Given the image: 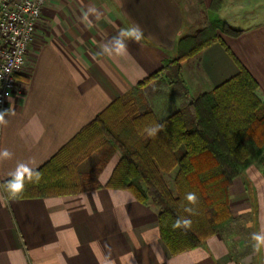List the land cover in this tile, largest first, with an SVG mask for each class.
<instances>
[{
    "label": "crops",
    "instance_id": "crops-1",
    "mask_svg": "<svg viewBox=\"0 0 264 264\" xmlns=\"http://www.w3.org/2000/svg\"><path fill=\"white\" fill-rule=\"evenodd\" d=\"M211 1H48L10 109L0 111L6 122L0 123V264H264V241L254 238L264 236L260 164L230 187L233 223L178 254L161 237L156 206L129 189L105 186L118 154L99 175L103 186L89 191L17 198L3 187L41 167L115 99L176 57L182 37L211 21L242 30L222 37L264 98V0H225L214 14ZM137 25L139 41L131 32ZM187 61L183 86L165 71L145 88L159 119L240 71L219 41ZM166 75L172 82L164 83Z\"/></svg>",
    "mask_w": 264,
    "mask_h": 264
},
{
    "label": "trees",
    "instance_id": "trees-1",
    "mask_svg": "<svg viewBox=\"0 0 264 264\" xmlns=\"http://www.w3.org/2000/svg\"><path fill=\"white\" fill-rule=\"evenodd\" d=\"M224 2L212 0L209 12L217 13ZM241 33L227 22L211 21L182 37L176 57L115 99L41 167L4 180L6 193L34 198L92 190L103 186L99 175L118 154L105 186L129 189L140 201L156 206L161 237L173 254L204 244L235 219L230 194L234 179L255 163L264 173L260 85L222 37ZM218 41L240 71L192 98L186 108L159 119L145 88L165 71L183 86L182 63ZM158 124L164 128L149 135ZM189 193L197 197L195 203L188 201ZM177 220L190 225L174 228Z\"/></svg>",
    "mask_w": 264,
    "mask_h": 264
},
{
    "label": "built area",
    "instance_id": "built-area-1",
    "mask_svg": "<svg viewBox=\"0 0 264 264\" xmlns=\"http://www.w3.org/2000/svg\"><path fill=\"white\" fill-rule=\"evenodd\" d=\"M49 0H0V111L25 72L28 53Z\"/></svg>",
    "mask_w": 264,
    "mask_h": 264
},
{
    "label": "clouds",
    "instance_id": "clouds-1",
    "mask_svg": "<svg viewBox=\"0 0 264 264\" xmlns=\"http://www.w3.org/2000/svg\"><path fill=\"white\" fill-rule=\"evenodd\" d=\"M131 32L134 34L135 36V39L137 41H139L141 38H142V30L139 28V26H135L133 29H131ZM0 123H6L4 121V118H3V113H0ZM164 128V125L163 124H158L154 127H152L150 130H149V135H155L160 129ZM7 155V153H5ZM187 199L188 201L192 202V203H195L196 200H197V197L195 196V194L193 193H189L187 195ZM189 211H191V209H189ZM190 225V221L188 220H184V221H180V220H177V222L173 225L174 228L176 227H181V226H184V227H188ZM255 239H257L258 241H264V236H254Z\"/></svg>",
    "mask_w": 264,
    "mask_h": 264
},
{
    "label": "rangeland",
    "instance_id": "rangeland-1",
    "mask_svg": "<svg viewBox=\"0 0 264 264\" xmlns=\"http://www.w3.org/2000/svg\"><path fill=\"white\" fill-rule=\"evenodd\" d=\"M205 14H206V12H204ZM209 14V12H208V10H207V14L206 15H208ZM204 18H205V16H204ZM202 19H203V17H202ZM204 20V19H203ZM202 20V22H204ZM203 25H204V23H203ZM188 63H190V62H193L192 61V58L191 59H188V61H187ZM183 76V75H182ZM165 81H164V83L166 84V83H168V82H170V80H172L171 79V77L170 76H165V79H164ZM176 85L175 86H178L179 84L178 83H175ZM173 85V84H172ZM161 86H163V83L161 84ZM188 106V105H187ZM94 162V161H93ZM256 164H259V163H256ZM253 165V164H252Z\"/></svg>",
    "mask_w": 264,
    "mask_h": 264
}]
</instances>
